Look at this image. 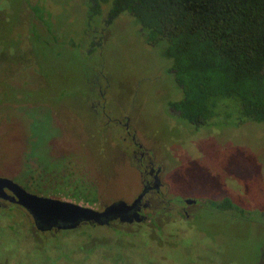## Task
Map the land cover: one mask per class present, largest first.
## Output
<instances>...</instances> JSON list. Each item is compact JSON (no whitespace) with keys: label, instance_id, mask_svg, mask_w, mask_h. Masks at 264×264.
<instances>
[{"label":"rangeland","instance_id":"1","mask_svg":"<svg viewBox=\"0 0 264 264\" xmlns=\"http://www.w3.org/2000/svg\"><path fill=\"white\" fill-rule=\"evenodd\" d=\"M112 2L92 16L88 0H0V177L97 210L129 203L135 136L163 170L152 221L40 238L7 207L0 264H264V123L230 101L204 126L182 120L162 47L128 12L111 20ZM225 198L238 210L211 204ZM182 200L203 207L185 218Z\"/></svg>","mask_w":264,"mask_h":264},{"label":"trees","instance_id":"2","mask_svg":"<svg viewBox=\"0 0 264 264\" xmlns=\"http://www.w3.org/2000/svg\"><path fill=\"white\" fill-rule=\"evenodd\" d=\"M90 14L108 0H88ZM109 18L128 12L149 45L162 47L182 98L172 108L198 128L222 101L240 122L264 123V0H113ZM238 210L230 199L211 202ZM1 214V213H0ZM70 231V230H69Z\"/></svg>","mask_w":264,"mask_h":264},{"label":"water","instance_id":"3","mask_svg":"<svg viewBox=\"0 0 264 264\" xmlns=\"http://www.w3.org/2000/svg\"><path fill=\"white\" fill-rule=\"evenodd\" d=\"M5 189L9 190L12 196L7 195ZM0 198L22 206L31 215L40 231L52 228L75 230L80 225L89 223L102 226L117 219L122 223L139 220L134 210L140 197L131 205L119 201L102 211H97L75 203L29 193L12 180L0 177Z\"/></svg>","mask_w":264,"mask_h":264},{"label":"flooded vegetation","instance_id":"4","mask_svg":"<svg viewBox=\"0 0 264 264\" xmlns=\"http://www.w3.org/2000/svg\"><path fill=\"white\" fill-rule=\"evenodd\" d=\"M124 126L127 127L126 125H124ZM127 133L129 134V132H127ZM131 140L133 141L134 147L136 148V149L132 150L131 153L136 158V162H135L134 166L136 167L137 171L140 174V177L142 178L141 179L142 190L136 196V198L129 203L126 201H123V200H119V201H123L127 205H131L134 201H136L140 197V200L137 203V207L134 210L135 211L134 213L139 216V220L138 221L134 220L131 223H122V222H120L119 219H117L115 221H112V222H110L106 225H102V226H99L97 224H92V223H89L87 225L109 229L112 226H114V223H120V224H124V225H131V224L134 225V224H144L148 221H152L151 217H152L153 213H148V210H150L152 207V205H151L152 201H151V199H148L149 198L148 195L152 194V195H155L158 199H161V197H162V193H161L162 188L161 187L163 185L161 182L160 175H161V172L163 170H162V167H160V166L156 167L154 165V163L152 162V158L147 157V155H148L147 152L144 151L141 148L140 144H138L135 141V136H131ZM23 189H25L27 192H29L26 188H23ZM4 192L7 195L12 196V193L9 190L5 189ZM119 201H114V202L110 203L109 205H106L105 207H103L101 210H97V209H95V210L102 211L106 207L110 206L111 204H114V203L119 202ZM160 202H163V201H159V203ZM166 202H167V204L170 203L168 201H166ZM189 202H190V200H182V201H180L181 205L176 203V205H177L176 207L178 208L177 210L179 212H181L185 216V218L189 217L188 211H187V206L190 207V206L198 205V208L203 207V204L200 205L198 203V201H194L193 203H191V202L189 203ZM7 207H9V209H12V210L14 209L17 212L20 211L24 218H26L27 220L30 219L29 225L31 227V232L34 231V235H36L40 238H46L47 236H49L51 238V237H55L57 235L60 236L61 234H63V232H70L71 233V231H74V230H70V231L69 230H59L57 228H52V229L47 230V231H40L36 227V225L34 224V220L32 219L31 215L22 206H20L16 203L9 202L7 200H3L0 198V211H2L4 213V211L7 209ZM197 209H196V214H197ZM161 212L157 213V216L159 214H162ZM165 213H167V212H165ZM165 213L163 216L167 215ZM153 219H154V217H153ZM85 225L86 224H82L78 228L83 227ZM121 234H123V233H121Z\"/></svg>","mask_w":264,"mask_h":264}]
</instances>
